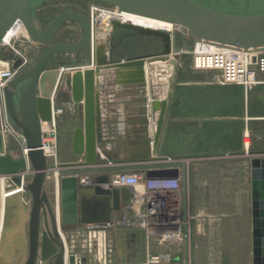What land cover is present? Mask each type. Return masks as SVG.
Here are the masks:
<instances>
[{"label":"water","instance_id":"95a60500","mask_svg":"<svg viewBox=\"0 0 264 264\" xmlns=\"http://www.w3.org/2000/svg\"><path fill=\"white\" fill-rule=\"evenodd\" d=\"M96 0L95 7L116 11L174 26V33L146 29L118 21L111 23L110 34L116 30L127 32L125 37L151 38L162 43L158 54L115 59L117 46L107 48L96 42L95 30L89 15L64 12L45 25L33 12L34 0H0V57L13 60L10 69L15 76L0 92V174L10 177L12 183L22 186L20 175L27 169L34 175L22 192L3 200L4 216L0 237V264H65L67 251L64 232L87 225H115L124 215V196L121 188L110 183L109 174L139 171L147 180L181 179L185 202L188 195L186 164L148 165L158 156L169 100L149 98L150 87L146 66L153 58L171 60L182 49L195 51L196 43H212L224 48L264 52V0ZM34 44L44 50L32 68L15 49L3 47L4 40L16 24ZM77 24L81 38L76 43L57 42L62 28ZM95 46V56L91 48ZM57 55L80 57V64L63 62L57 69L50 68ZM24 70L19 72V69ZM65 70H73L67 72ZM116 76L118 85L132 92L131 98L142 103L139 121L142 138L135 146L132 160L139 166L96 171H62L59 174V200H55V184L50 170L57 159L43 151V126L55 124V100L66 88L71 101L83 106L84 123L74 131L72 151L89 165L101 159V145L109 143L105 137L99 78ZM171 92V88H170ZM170 96V93H169ZM169 98V97H168ZM150 100L151 104H148ZM158 114L154 138L148 130V111ZM141 116V117H140ZM12 131L23 138L19 154L13 150L14 136L4 132V118ZM110 160L118 154L103 151ZM211 157V154L185 156ZM252 200V264H264V157L251 159ZM98 175L94 182L83 183L81 177ZM29 202H25L24 193ZM1 203V200H0ZM117 253V264H147L149 237L142 227H116L112 232ZM69 264H75L69 256ZM86 264V260L82 261ZM169 264H179L178 262Z\"/></svg>","mask_w":264,"mask_h":264},{"label":"rangeland","instance_id":"374dc122","mask_svg":"<svg viewBox=\"0 0 264 264\" xmlns=\"http://www.w3.org/2000/svg\"><path fill=\"white\" fill-rule=\"evenodd\" d=\"M95 1L96 0H34L33 11L45 25H48L54 17L64 12L76 11L84 15H89L90 9L95 6ZM122 34L123 31H115V37L113 38L112 36L111 40V34L109 33V37L105 46L109 48L111 44L115 45V43H118ZM80 38L81 33L79 27L77 24L71 23L62 28L58 37L56 38V41L76 43ZM135 44L139 50L142 49L141 44L138 42L134 44L126 42L123 44L122 50L118 53H115V57L123 56L124 52L128 53L129 50H126L127 47L131 46L132 48H136ZM15 47L16 50L20 51V53L27 58L28 69L36 65L44 50L43 46L32 43H16ZM171 60H175L177 62L176 67L173 66L171 61L160 60L159 58H153L152 61H150L151 63L148 61L147 64L150 66L146 67V72L151 74L150 76L155 73L167 76L165 79L167 83H161L162 90L165 88V92L163 91L166 95L164 100H169V92L170 88L172 89L174 80H180L186 76L192 75H213V79L214 77L216 79V74L199 72L192 68V51H186L185 49H182L180 54L172 55ZM156 61L162 62H160L161 64L157 66H151ZM63 62L80 64L82 60L79 56L72 57L57 55L51 63L50 68L60 67ZM169 68H173V75L171 74V69ZM163 71H165V73H163ZM149 81L151 80L149 79ZM151 82L153 83V80ZM256 89L254 88L253 92H251L249 95L251 117L261 116V112L264 113V92ZM71 116V112L67 114V112L64 113L63 110L62 115H60L62 119L57 117V165H59V168L63 167L65 171L68 172L70 171L68 170L69 168L79 166L83 159L82 157L75 156L72 151L71 136L74 125L72 124V118H69ZM133 117L134 116H131L129 122L131 123V126L127 124L124 131L114 132L116 135H113V139L116 140H113L111 145H117L116 148L114 147L112 149L115 152L121 151L122 148L119 147L120 149L118 150V146H121L122 142H133L132 145L134 146L135 143L142 138L143 129H141V126L137 130L131 129V127L133 128L134 126L133 123L136 122L134 121L136 119ZM64 119L65 121L62 124L61 121ZM229 136V146L227 149L230 150V153L234 154L193 158L191 162L186 164L188 169L189 183L188 195H190V200L187 195V202L189 203V217L191 218L189 224L190 235L187 249L189 252L187 255L188 262L189 257H191V252L192 256L197 258V264H250L251 240L249 228V197L251 177L249 165L252 158L264 157V125H256L251 123L248 127V130L245 129L243 131L237 130L231 125ZM185 141L189 142V140ZM197 142H202L203 144H219L220 140L215 138L213 133V136L202 138L201 140L199 139ZM197 142L192 141L193 145ZM17 143V136H15L12 146L15 152H17V150L20 152L21 145L18 148ZM170 147L171 148L165 151V154L173 152L174 155L172 156L171 154L170 156L166 157L175 158L176 160H183L185 157L178 156L180 155L179 150L183 151V148L186 151L190 150L189 146H182L179 148L172 145ZM237 152L241 153L237 154ZM157 157L162 156L158 155ZM113 161L119 163L117 162L119 160L113 159ZM130 163H139V161L134 160ZM0 177H2L1 174ZM20 192H22L21 189H17L13 183H7L2 178H0V237L2 236L3 232V200L7 198L5 195L11 193L12 195H9L14 196ZM52 192L53 191H51V193ZM24 197L26 198L25 202L28 203V195L24 193ZM82 233V231H76L72 229L64 232L65 243L68 246L69 251L83 255V257L85 256L87 264H104V257L102 258L103 261L101 262L99 261L98 256L89 253L88 239ZM196 235L199 237H196ZM86 245L88 247L87 249ZM184 248L186 252V245L185 247L181 248V251ZM166 250L167 248L165 247H156L157 252ZM116 260V250L113 249L111 257L109 256L107 258L106 264H117Z\"/></svg>","mask_w":264,"mask_h":264},{"label":"built area","instance_id":"2783aa9c","mask_svg":"<svg viewBox=\"0 0 264 264\" xmlns=\"http://www.w3.org/2000/svg\"><path fill=\"white\" fill-rule=\"evenodd\" d=\"M91 12L95 11L96 18L100 12L114 13L111 11L99 7H92ZM119 13V12H116ZM123 14V13H119ZM92 26L95 27L92 14H89ZM115 21V20H113ZM112 21V22H113ZM117 21V20H116ZM98 19L96 25L98 26ZM111 22V23H112ZM121 23V22H120ZM24 33V32H23ZM173 34L174 31L168 32ZM16 41V40H15ZM15 41H13L15 43ZM12 41L6 44L4 40L3 47L11 48ZM16 43H32L26 40V33L22 34ZM16 43L14 45H16ZM16 47L14 46L13 49ZM16 50V49H15ZM16 52L25 59L28 64L27 58L22 55L18 50ZM95 56V46L91 48V57ZM193 65L192 68L199 72H208L216 74V82L223 86H240L248 93L254 88L264 85V81L260 76L264 75V52L263 51H244L231 47H222L216 44L196 43L195 51H192ZM0 61L6 65V69L0 77V92L12 80L15 73L11 72V65L13 60L3 59V55L0 57ZM27 66V65H26ZM24 70V67L19 69V72ZM148 104H151L148 102ZM63 110H58L57 114L62 115ZM57 117V116H56ZM158 114L153 110L148 111V126L155 127L157 129ZM4 132L17 136V140L20 141L23 146V138L19 134H15L8 122V119H4ZM52 127L45 135L43 128V151L47 156H55L48 153L47 147L57 149V130L56 123L50 124ZM155 132H150V137L154 138ZM57 157V155H56ZM55 157V158H56ZM191 158V157H190ZM193 158L183 160H176L171 157H155L152 161L148 162V165L156 164H188ZM142 163H136L133 166H139ZM58 166V165H57ZM59 167V166H58ZM56 167L54 170H64L63 167ZM130 167L124 163H116L107 157H101L100 161L94 165H89L85 162L84 158L77 167H71L68 170H82V171H96L111 168ZM53 174V173H52ZM2 175V174H1ZM34 173L27 169L20 177L22 179V186L17 187L23 190L24 185L33 177ZM98 175L87 174L85 179L81 178L83 183L94 182ZM110 183L116 187H119L123 191L124 196V215L117 221L115 225L97 226L87 225L76 231H82L83 235L89 242V253L95 254L100 260L99 244L103 245L105 252V264L107 258L115 249L113 244L112 232L116 227H142L147 230L149 243L153 242L156 247H165V252H155L149 255L147 264H169L178 262V257L181 255V248L188 245L190 228L189 224L191 218L189 215L190 207L188 202L184 200L182 181L176 180H147L145 174L139 171L114 173L108 175ZM3 180H8L12 183L10 177L2 175ZM56 183V182H55ZM59 184V178H58ZM54 192L55 200H59V188ZM64 236V235H63ZM64 240V238H63ZM65 241V240H64ZM86 245V249H87ZM158 250V249H157ZM94 252V253H93ZM69 256H74L76 263L79 259L86 260L80 257L83 255L70 252L67 254L65 264H69ZM87 263V260H86ZM100 263V262H99ZM81 264V263H78Z\"/></svg>","mask_w":264,"mask_h":264},{"label":"crops","instance_id":"0c3cea01","mask_svg":"<svg viewBox=\"0 0 264 264\" xmlns=\"http://www.w3.org/2000/svg\"><path fill=\"white\" fill-rule=\"evenodd\" d=\"M34 12V11H33ZM119 31V30H116ZM122 31V30H120ZM127 32L123 31V34L120 36L119 42L115 43L117 49L115 53H118L122 50L124 43H136L141 44L142 49L139 50L137 48L127 47L126 50H129L128 53H123V56L115 57V59H124V58H134L139 56H148L149 54H158L162 50V43L158 40L151 38H141L138 36H129L125 37ZM115 37V36H114ZM22 44V43H17ZM134 49V50H132ZM132 50V51H131ZM131 51V52H130ZM115 56V55H114ZM157 66L161 64L158 62ZM161 67V66H159ZM59 67H55L52 69H57ZM162 68V67H161ZM69 72H73V70H65ZM155 73V72H153ZM165 73V71H163ZM147 73L149 81V87L151 89V93L148 99L156 97L159 100H164L165 98V88L162 90L161 83L166 84V75H160L159 73L152 74ZM261 80L264 81V75L260 76ZM99 84L101 86L100 89V98H101V110L103 117V126L104 133L107 140H109L107 144L101 145L100 157H105L106 155L103 153L110 154H118L116 160L117 162H122L127 166H132L134 164L130 163L132 160V156L137 154L136 148L138 150L139 147L133 146L132 143L122 142L121 146H118V150L120 148V152H115L112 150L117 145L112 146L114 138V132H122L126 129L127 124L131 126L130 119L131 116H134L136 121L133 123V128L131 129H139L142 122L139 121V115H141V101L137 98H131L128 96L129 92L132 90L118 85V78L116 76L108 78L107 76H101L99 78ZM154 84V87H153ZM156 85V87H155ZM257 88V89H256ZM256 90H261L264 92V85H260L256 87ZM254 90V89H253ZM253 90L248 93L244 88L240 86H223L216 82V79L213 75H192L186 76L183 79L174 80L172 89L169 97V108L167 111V117L165 121V125L163 128L158 155L162 157L172 156L173 152L165 154L167 149L171 148L170 146L179 147L189 146L190 150L186 151L183 148L179 150L180 155L178 156H192L199 154H211V156L218 155H230L234 153H230L227 147L229 146V132L231 130V125L234 126L237 130H248L249 125H264V113L261 116L251 117L250 114V105H249V95ZM164 91V92H163ZM150 102V100L148 101ZM55 106L57 110H64V113L69 112L72 113V124L73 133L71 136V147L74 131L76 128L80 127L84 123V114H83V106L76 105L71 101L70 94L68 93L66 88L61 89L58 96L55 100ZM132 106V107H130ZM152 110V109H151ZM60 117L59 114L56 115ZM126 116V117H125ZM141 117V116H140ZM61 118V117H60ZM62 119V118H61ZM68 119V118H67ZM58 118H56V130L58 126ZM127 120V121H126ZM65 119L61 121L63 124ZM139 125V126H138ZM155 127L148 126L149 132H155ZM173 130V132H172ZM58 131V130H57ZM110 131V134H109ZM172 132V133H171ZM214 136L218 140H220L219 144H203L202 142H197L199 139L207 138L210 136ZM116 135V134H115ZM111 136V137H110ZM246 137V134H245ZM173 138V141H172ZM185 140H189L186 142ZM225 140V141H224ZM193 142H197L193 145ZM17 147L19 148L21 143L17 140ZM131 142V141H130ZM135 148H133V147ZM120 147V148H119ZM21 148V147H20ZM187 149V148H185ZM14 150V148H13ZM117 151V149H116ZM115 152V153H114ZM20 152L17 150V154ZM241 153V152H237ZM120 158V159H119ZM114 159V156H113ZM251 162V161H250ZM59 166V165H58ZM250 167V177H251V165ZM84 179V178H83ZM7 183L8 180H4ZM10 183V182H9ZM189 184V183H188ZM189 191V189H188ZM11 193L6 194V197H9ZM189 194V192H188ZM190 195H188L189 198ZM5 198V197H3ZM1 200V199H0ZM190 200V198H189ZM250 213H249V228H250V264H252V200H251V186H250ZM198 228V227H196ZM196 237H199L196 235ZM114 239V238H113ZM188 245L181 252V255L178 257L179 264H197V258L193 257L191 252L188 262V254L187 251ZM157 252L156 246L153 242L149 243V254H153ZM165 252V251H163ZM185 252V255H184ZM184 255V256H183ZM117 259V253H116ZM117 263V260H116Z\"/></svg>","mask_w":264,"mask_h":264},{"label":"bare ground","instance_id":"6f19581e","mask_svg":"<svg viewBox=\"0 0 264 264\" xmlns=\"http://www.w3.org/2000/svg\"><path fill=\"white\" fill-rule=\"evenodd\" d=\"M90 14H92V16H93V22H94V25H95V28H96L95 37H96V42L98 44H104V45L106 44V41H107V39L109 37V33H110L111 22L113 20H115V21L117 20L118 22H121L123 24H133L135 26H140V27H143V28H146V29H153V30L171 32V33L174 31V26H172V25H168V24H164V23H161V22H157V21H153V20H149V19H144V18H141V17L132 16V15L124 14V13L123 14H119V13H116V12L108 13V12L102 11L97 16L98 18L95 17L96 16L95 11H93V12L90 11ZM97 19L99 21L98 22V26L96 25V20ZM23 32L26 33L24 31V29H23L22 24H20V23L16 24L13 27V29L10 31L8 36L6 37V44L7 43L9 44L12 41L11 48H13L15 46L14 44L17 42V40L20 38V36H22V34H24ZM26 40L30 41V37L27 34H26ZM13 41H15V43ZM158 62H162V61H156L155 63L157 64ZM153 65H155V64H153ZM153 65H151V66H153ZM148 66H150V65L147 64L146 67H148ZM5 69H6V65H4V63L2 61H0V77L2 76V73L4 72ZM169 69H171L170 72L172 74L173 73L172 72L173 68H169ZM67 72H69V71H67ZM57 112H58V110L55 111L56 115H57ZM43 128H44V133L46 135L47 132H49L52 127L50 126V124L47 123V124H44ZM47 149H48V153H50L52 155L54 154L55 155L54 157H56L57 149L51 148L50 146H48ZM62 171H64V170H60V169H58V170H50L49 175L50 176L52 175L53 178H54V181L56 182L53 185V187H52V191H54V190L56 191L59 188L58 178H59V174ZM73 171H76V170H73ZM81 178L85 179L84 176L81 177ZM187 216H189L188 213H187ZM63 238H64V236H63ZM65 246H66V251H67V254H68L69 253V248L66 245V243H65ZM99 250H100V259H101V262H102L103 261L102 258L105 257L104 256L105 255V252H104L105 249H103V245L102 244L101 245L99 244ZM80 258L83 259L84 257L81 256ZM82 261L83 260H81V262H80L79 259H78L77 264L78 263L82 264Z\"/></svg>","mask_w":264,"mask_h":264},{"label":"trees","instance_id":"16d2710c","mask_svg":"<svg viewBox=\"0 0 264 264\" xmlns=\"http://www.w3.org/2000/svg\"><path fill=\"white\" fill-rule=\"evenodd\" d=\"M195 1L202 3L201 1H198V0H195Z\"/></svg>","mask_w":264,"mask_h":264}]
</instances>
